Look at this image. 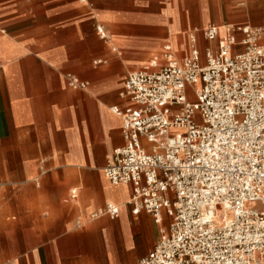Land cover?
I'll use <instances>...</instances> for the list:
<instances>
[{"label":"crops","instance_id":"0c3cea01","mask_svg":"<svg viewBox=\"0 0 264 264\" xmlns=\"http://www.w3.org/2000/svg\"><path fill=\"white\" fill-rule=\"evenodd\" d=\"M210 24L264 30V0H0V205L13 214L0 215V264H136L152 251L170 221L132 215L131 187L104 177L123 145L109 109L165 45L179 58L190 33L208 46ZM66 74L86 88L71 90ZM106 203L115 220H85Z\"/></svg>","mask_w":264,"mask_h":264},{"label":"built area","instance_id":"2783aa9c","mask_svg":"<svg viewBox=\"0 0 264 264\" xmlns=\"http://www.w3.org/2000/svg\"><path fill=\"white\" fill-rule=\"evenodd\" d=\"M203 36L202 51L190 33L187 56L165 45L128 73L125 106L109 109L123 145L106 158L104 177L131 187L132 215L170 221L136 264H264V30L210 24ZM65 79L73 91L87 86ZM118 215L106 203L85 220Z\"/></svg>","mask_w":264,"mask_h":264},{"label":"rangeland","instance_id":"374dc122","mask_svg":"<svg viewBox=\"0 0 264 264\" xmlns=\"http://www.w3.org/2000/svg\"><path fill=\"white\" fill-rule=\"evenodd\" d=\"M247 22V21H244ZM191 99V98H190ZM39 179V178H38ZM34 181V180H33ZM33 183H36L35 181ZM38 183L40 184V186L42 185V181H40V179L38 180ZM68 196V194H67ZM6 198H8V194H6ZM3 205V204H2ZM2 205H0V215H4L8 218L9 222H12V218H13V214L10 213V209L9 206H5L3 207ZM259 208V206L257 207Z\"/></svg>","mask_w":264,"mask_h":264}]
</instances>
